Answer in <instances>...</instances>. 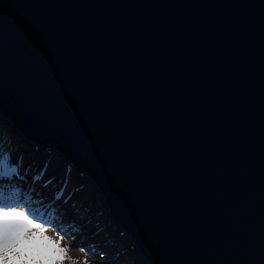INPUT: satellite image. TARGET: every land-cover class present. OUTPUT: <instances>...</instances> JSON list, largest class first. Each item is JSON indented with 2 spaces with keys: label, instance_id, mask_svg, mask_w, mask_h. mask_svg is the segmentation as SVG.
<instances>
[{
  "label": "water",
  "instance_id": "1",
  "mask_svg": "<svg viewBox=\"0 0 264 264\" xmlns=\"http://www.w3.org/2000/svg\"><path fill=\"white\" fill-rule=\"evenodd\" d=\"M0 116L147 264H264V0H0Z\"/></svg>",
  "mask_w": 264,
  "mask_h": 264
},
{
  "label": "rangeland",
  "instance_id": "2",
  "mask_svg": "<svg viewBox=\"0 0 264 264\" xmlns=\"http://www.w3.org/2000/svg\"><path fill=\"white\" fill-rule=\"evenodd\" d=\"M0 131L6 132V143L0 142V146L11 152V162L15 164L17 158L22 157L20 175L23 176V173L27 170V166L33 169L32 176L29 180H26L29 182L25 183L22 188H19V184H14L7 178L6 181H1L0 191L7 193L13 188L22 189L24 192L30 191L33 187L32 179L34 174L39 172L45 166V163L48 162L47 173L42 182L34 185L35 189L32 191V198L36 202L35 206L49 208L50 211L55 213L53 221L56 228H59L62 234H66L62 246L76 249L75 251L69 252V255L73 259L80 261V264H83L85 259H87L88 264H147L145 258L135 247L130 234L118 229L110 216L108 217L109 210L95 182L89 177H86L83 171L81 173L78 172L79 167H75L69 161L63 159L65 153L55 146L45 147L31 141H24L29 146L25 148L19 142L21 136L16 133L12 123L4 120L1 116ZM21 141L23 140L21 139ZM20 146H23L24 150ZM67 169H70V172ZM72 169L78 170V173ZM49 172L53 174L48 176ZM49 180H51V183H48L44 187L51 191L52 198L47 201L45 199L47 197L45 195L46 192L38 190L42 188L45 181ZM61 187L66 188L64 199L54 200V194ZM89 195H92V199L85 200L81 204L87 205L86 202L91 201L95 203L103 201L105 209L99 214L93 216L86 214L83 209L85 206L82 205L80 207L74 206V209L82 215L77 216L75 211L70 213V207H65L66 204L74 205ZM62 206L63 208H60L61 210L56 212L58 207ZM65 214L68 215L64 216ZM99 224L102 229L101 232L104 235L97 232ZM113 227L117 228V231L112 229ZM47 234L55 237V230L52 227H48ZM119 236L123 237V239L119 240ZM129 246L132 250H129ZM79 249L86 250L88 255L86 256L85 251ZM66 264H69V262L66 261Z\"/></svg>",
  "mask_w": 264,
  "mask_h": 264
},
{
  "label": "snow or ice",
  "instance_id": "3",
  "mask_svg": "<svg viewBox=\"0 0 264 264\" xmlns=\"http://www.w3.org/2000/svg\"><path fill=\"white\" fill-rule=\"evenodd\" d=\"M6 132L0 131V142L6 143ZM38 150V149H37ZM22 157L17 162H11V152L0 146V177H20ZM48 162L35 173L32 179V189L24 192L13 188L5 193L0 191V264H80L73 259L70 247L62 246L66 234L56 228L53 221L55 213L49 208L35 206L32 198L34 185L43 181L47 173ZM70 172V169H67ZM51 180L45 181L47 186ZM65 187H61L54 194V200L64 199ZM48 227L55 230V237L48 235ZM87 251L84 249H79ZM83 264H88L87 259Z\"/></svg>",
  "mask_w": 264,
  "mask_h": 264
},
{
  "label": "trees",
  "instance_id": "4",
  "mask_svg": "<svg viewBox=\"0 0 264 264\" xmlns=\"http://www.w3.org/2000/svg\"><path fill=\"white\" fill-rule=\"evenodd\" d=\"M19 135V134H18ZM19 142L25 147V148H28L29 146H28V144L27 143H25L24 141H21V139L19 138ZM23 146H20V148H22L23 149ZM24 150V149H23ZM63 159H66V154H65V156L63 157ZM67 160V159H66ZM22 166V165H21ZM21 168V167H20ZM72 170H74V171H78V170H76V169H72ZM32 171H33V169L32 168H29V166H27V170H25V172L23 173V176L22 175H20V177H12V178H8L9 179V181L10 182H12V183H14V184H19L18 185V187L19 188H22V186L25 184V183H28L29 181H26V180H29L30 179V177L32 176ZM81 171H83V170H81L80 168H79V171L78 172H80L81 173ZM77 172V173H78ZM86 177H87V175H86ZM7 180V178H4V177H0V183H2L1 181H6ZM35 189V188H34ZM38 191H42V192H46V196L47 197H45V199H47V201H49L51 198H52V193H51V191L49 190V189H47L46 187H44V186H42V188L40 189V190H38ZM91 196L92 195H89L87 198H85V199H83V200H80V201H78L77 203H75L74 205H72V204H66L65 205V207H70L71 208V210H69L70 211V213H72V211H74L75 209H74V206L75 207H78L82 202H84L85 200H89L90 198H91ZM92 199V198H91ZM86 204L87 205H85V207L83 208L84 210H85V213L86 214H88V215H90V216H93V215H95V214H99L102 210H104L105 209V205H104V203H103V201H99V202H86ZM94 205H95V207H94ZM63 208V206L62 207H58V209H57V211L56 212H59L61 209ZM66 215H68V214H65L64 216H66ZM76 215L78 216V215H81L79 212H76ZM63 216V217H64ZM82 216V215H81ZM108 217H109V215H108ZM94 221V220H93ZM99 227H97V232L98 233H100V234H103L102 232H101V228H100V224L98 225ZM112 229H114V230H116L117 231V228H115V227H113ZM104 235V234H103ZM120 238H119V240H122L123 239V237H121V236H119ZM131 246V245H130ZM128 247L129 248V250H132V248L131 247Z\"/></svg>",
  "mask_w": 264,
  "mask_h": 264
},
{
  "label": "bare ground",
  "instance_id": "5",
  "mask_svg": "<svg viewBox=\"0 0 264 264\" xmlns=\"http://www.w3.org/2000/svg\"><path fill=\"white\" fill-rule=\"evenodd\" d=\"M43 148H44V147H43ZM52 174H53L52 172H49V173H48V176H51ZM41 182H42V181H41ZM55 206H56V205H55ZM74 211H75V213L77 212L76 209H75ZM79 211H80V210H79ZM84 211H85V210H84ZM82 213H83V212H82Z\"/></svg>",
  "mask_w": 264,
  "mask_h": 264
},
{
  "label": "flooded vegetation",
  "instance_id": "6",
  "mask_svg": "<svg viewBox=\"0 0 264 264\" xmlns=\"http://www.w3.org/2000/svg\"><path fill=\"white\" fill-rule=\"evenodd\" d=\"M79 207V206H78Z\"/></svg>",
  "mask_w": 264,
  "mask_h": 264
}]
</instances>
